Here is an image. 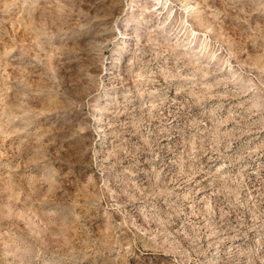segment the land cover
<instances>
[{
  "label": "rangeland",
  "instance_id": "obj_1",
  "mask_svg": "<svg viewBox=\"0 0 264 264\" xmlns=\"http://www.w3.org/2000/svg\"><path fill=\"white\" fill-rule=\"evenodd\" d=\"M0 264H264V0H0Z\"/></svg>",
  "mask_w": 264,
  "mask_h": 264
}]
</instances>
